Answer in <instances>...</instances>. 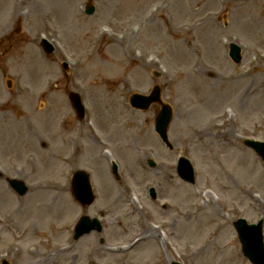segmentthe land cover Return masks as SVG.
<instances>
[{"label":"rangeland","instance_id":"1","mask_svg":"<svg viewBox=\"0 0 264 264\" xmlns=\"http://www.w3.org/2000/svg\"><path fill=\"white\" fill-rule=\"evenodd\" d=\"M42 37L55 51L44 52ZM230 42L243 47L238 64ZM156 84L173 106V149L154 129L160 106L129 103ZM72 92L82 96L83 119ZM0 134V262L252 264L233 221L264 218V163L243 143L264 140V0H0ZM181 155L195 165L193 184L177 174ZM79 168L96 192L90 206L72 193ZM8 177L25 181L27 193ZM63 199L68 216L48 208ZM27 213L33 219L21 223ZM84 213L103 231L75 240Z\"/></svg>","mask_w":264,"mask_h":264},{"label":"water","instance_id":"2","mask_svg":"<svg viewBox=\"0 0 264 264\" xmlns=\"http://www.w3.org/2000/svg\"><path fill=\"white\" fill-rule=\"evenodd\" d=\"M93 8H89V12H92ZM43 47L46 52H51L53 50V46L49 44L46 40L43 41ZM232 56L236 61H239L240 58L238 56V48H234L232 51ZM73 102L80 116L84 115L83 107L80 102L79 96L72 94ZM159 98V88H156L153 94L150 97H146L140 94H135L132 97V104L137 107L147 108L153 100H157ZM171 119V110L168 106H166L163 111L158 115L156 119V130L162 136V138L167 141V126ZM250 143V142H249ZM254 147H256L259 152L264 157V143H250ZM183 177L185 179L192 181V171L190 167H188L185 162L182 167ZM11 185L20 193L23 194L26 190V186L23 182L19 180H11ZM73 188L75 196L79 199L85 200L92 197L91 187L89 185L88 176L84 172H76L73 178ZM94 224H97V221L94 220ZM93 227L90 224L89 219L84 217L81 225L77 228L75 237H79L80 234L89 231ZM236 227L239 231L240 238L243 243V249L245 254L254 262L255 264H264V243L261 235V228L256 226H249L244 221L239 220L236 222ZM8 264V263H4Z\"/></svg>","mask_w":264,"mask_h":264},{"label":"bare ground","instance_id":"3","mask_svg":"<svg viewBox=\"0 0 264 264\" xmlns=\"http://www.w3.org/2000/svg\"><path fill=\"white\" fill-rule=\"evenodd\" d=\"M108 39L113 40V41L118 40V39L114 40L115 38H112V37H109ZM116 42H117V41H116ZM118 42H119V40H118ZM135 58H136V57H135ZM115 63H118V62L115 61ZM150 64H151V63H150ZM93 93H95V92H93ZM96 123H98V122H96ZM97 126L99 127L101 133L103 134V130H102V128H101L98 124H97ZM100 131L98 130L97 127L93 129L94 138H95L99 143H101V144L103 145V144H105V143L108 142V139H107V137H106L105 139H103V138H102V134L100 133ZM114 132H116V131H114ZM2 135H3V134H0V136H2ZM119 135H120V134H118L117 137H118ZM104 136H105V135H104ZM253 168H254V166H251V167H248L247 170H248V171H252ZM8 204H10V200H9V199L6 200V203H5L4 205L7 206ZM134 207H135V206H134ZM48 208H49L50 210H56V214L58 213L60 216H63V215H64V216H68V215L71 214V210H69L70 208H69L68 206L65 208V199H63V201L59 202V204H57V205H55V206H54L53 203H51V204L48 206ZM135 208H137V207H135ZM31 212L33 213L34 210L31 209ZM50 213H51V212H50ZM29 215H30V214L27 213V214H26V217H25V214H24V215L22 216L20 222H21V223H25L26 221H29L30 219H33V218H32L33 216L30 215V217H29ZM28 219H29V220H28ZM0 221H2V220L0 219ZM11 226H12V225H11L10 223H9V224H4V227L6 228V230H9ZM139 226L142 228V227H143V223L140 224ZM61 230H64V228H61ZM151 232L153 233V231H151ZM17 238H18V237H17ZM143 238H146V233H145V235H144ZM64 247H66V246H63L61 249H64ZM67 248H68V247H67ZM18 250L21 251V248H19ZM13 255H15L14 252H13Z\"/></svg>","mask_w":264,"mask_h":264}]
</instances>
